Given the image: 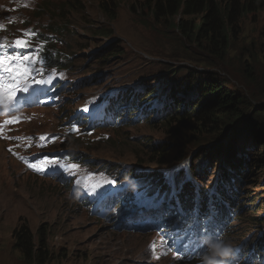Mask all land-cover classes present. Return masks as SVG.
I'll list each match as a JSON object with an SVG mask.
<instances>
[{
    "label": "rangeland",
    "instance_id": "374dc122",
    "mask_svg": "<svg viewBox=\"0 0 264 264\" xmlns=\"http://www.w3.org/2000/svg\"><path fill=\"white\" fill-rule=\"evenodd\" d=\"M42 1L0 0V32L13 26L18 30L11 31L15 37L21 30V25H13L19 16L26 21L28 29L43 33L42 40L50 53H54L55 48L51 44L53 37L48 26L56 29L66 26L72 32L67 37L68 32L61 29L55 35L63 40L59 41L58 49L73 54L68 62V66L73 67L69 68L68 73L52 70L43 81L33 79L34 83L30 85L43 87L55 77L67 75L60 79L64 83L55 93L40 95L37 101L48 96L65 98L63 91L73 90V87H67L76 78L91 80L82 84L84 88L76 93L78 95H73L76 100L83 96L82 99L67 108L55 110L48 103H40V107L34 109L37 101L25 103L27 95H22L20 111L5 117L6 125L0 127V138L12 137L33 150H40L38 143L41 141L53 151L64 150L73 156L80 155L85 159L82 161L92 168L109 166L126 169L127 179H131L128 171L148 177L152 176L151 173L159 177L156 171H166L164 184L156 185L172 187L152 188L155 199H168L164 191L183 188L177 179H193L197 174L206 186L214 188L212 184L219 180L221 166L228 167V162L219 153L218 157L217 148H211V145L220 142L219 145L226 147L234 138L232 130L251 115L263 117L264 9L257 11L254 7L253 11L240 15L244 7L236 6L234 17L228 19L229 41L225 48L219 43L213 47V39L216 38L212 39V32H208L206 38H203L204 34L197 36L195 26L202 14L200 17H186L190 20L187 24L190 28L188 34L175 27L174 18L177 17L153 13L155 6L152 0H68L80 4V13L69 11L70 17L68 11L65 12L67 21L74 23L69 26L61 21L62 16L55 15L57 18L54 19L47 15L35 18L36 5ZM51 1L58 3L67 0ZM222 1L227 3L231 0ZM100 2H105L111 13L115 14L113 21L100 9ZM17 7L21 10L10 11ZM102 30L107 34L101 35ZM118 50L120 52L117 54ZM3 59L6 67L5 73L0 76L3 81L0 88L12 86L8 72L13 71L11 77L17 78L26 69L39 68L31 57L14 61L11 56L5 55ZM210 75L224 80L226 87L242 99L237 106L246 115L229 123L227 116H233L223 112L220 115L222 120L213 129L208 126L197 131H192L177 120L168 123L175 110L181 107V110L189 111L194 99H199L198 87L191 94L189 92L190 79L192 81L194 77V83L203 85L202 77ZM67 79L70 80L65 81ZM137 80H141L140 83L131 86L130 83H137ZM128 86L135 89L134 96L140 94L148 99L154 93L149 95V91L157 90L159 86L168 97L167 86L172 89L176 107L164 119H146L143 123L126 124L120 129L110 130L111 140L107 142L92 138L99 134L96 132L82 138L81 126L95 112V104L91 102L98 93L97 89L110 96ZM28 91L26 89L24 92ZM13 96L12 92L4 94L8 100ZM26 105L30 108L23 110L22 107ZM152 117H155L154 113ZM255 123L258 127L254 129L257 131L244 129L236 140L238 156L244 157V164L251 170L242 174L246 197L241 202L243 209L236 214L239 220L233 234L239 240H245L248 233L264 230V129L261 119ZM19 135L24 137L20 138ZM164 143L167 150L164 157L158 159L159 156L153 155L150 150L153 145ZM202 147H206L203 152L200 150ZM60 157H64V154ZM62 162L66 166L63 173L66 176L73 174V178L82 186L88 187L94 183L112 192L117 187L113 175L89 169L85 163ZM130 187L126 184L112 199L127 195ZM252 203H256V207H252ZM22 225H27L35 235L40 226L49 230L48 247L52 257L41 264H183L171 259L162 260L156 252L153 253L156 248L147 246L152 235L114 232L106 224L98 222L72 202L64 186L48 178L26 173L7 153L0 140V264H36L17 245L15 229ZM224 251L227 252V249L224 248Z\"/></svg>",
    "mask_w": 264,
    "mask_h": 264
},
{
    "label": "clouds",
    "instance_id": "9594fccd",
    "mask_svg": "<svg viewBox=\"0 0 264 264\" xmlns=\"http://www.w3.org/2000/svg\"><path fill=\"white\" fill-rule=\"evenodd\" d=\"M70 57H72L70 55ZM72 58H70L71 61ZM73 66L70 65L69 68H72ZM90 78V77H89ZM82 79L83 83H87L90 81V79L86 78H78ZM141 80H137V83L135 81L133 83H130L131 86H135L138 83H140ZM82 83V84H83ZM72 84H70L71 86ZM86 86V85H85ZM160 87V86H159ZM152 89L153 96L155 98L161 99L163 98L164 94L160 90V88ZM84 87H82L80 90H82ZM132 87L128 86L126 88H122L118 91L113 92L110 96H107V94L103 93L102 91H98V93H95V98L91 102V104H95V112L94 114L87 120V122L81 126V133L84 134L82 138H85L87 136H91L93 133H99L96 137V140H102L103 142H107L111 139V134L109 133L110 130L114 129H119L122 128V126L126 124H134L137 122H145L149 120L147 117L144 119H134V118H129L119 126L112 128V129H99V123L103 122L104 118V113L106 114L108 112V107L111 105L113 102L112 99L116 98H128V92L129 91H134L135 89H130ZM79 89V88H78ZM75 92V91H74ZM73 93V92H72ZM132 97H134V94H132ZM135 99V97H134ZM139 100L135 99L133 101V107H138L140 105ZM87 105V104H85ZM126 108L121 109V111L125 110ZM117 110V109H116ZM115 110V111H116ZM158 118H160L158 116ZM157 118V119H158ZM147 119V120H146ZM156 118L154 120H157ZM153 120V121H154ZM20 138H23V135H19ZM109 139V140H108ZM4 143L5 150L7 153L17 162L19 163L24 171L28 173L29 175H33L39 178H48V176H45L46 173H42L40 169H47L49 172L53 171H58V176L57 179L52 180L55 181L62 186L66 188L68 191V194L74 204H76L78 207L83 208L86 213L90 216L95 217V219L98 222L106 224L112 231L114 232H128V233H136V234H142V235H152L151 240L148 242L147 246L152 245L153 247L156 248V252L158 256L162 259H171L174 262L178 263H183V264H264V246L262 245V242H264V230L253 232V233H248L247 238L245 240H239L238 238H234L233 234L236 231L237 228V223L239 220V217L236 216L238 212H240L243 208H238L242 202V199H245L240 194L239 187L243 184V179H241L238 175H235L231 177L234 182L233 184H230L227 186L226 189L222 190V194L218 193V188H217V182H215L213 185L214 188H217L216 192H211L213 188H210L208 186L207 188H201L199 185V182L197 180L198 177H195L193 179L191 178H182V179H177L179 180L183 188H177L176 190L173 191L175 198L179 195L180 198L183 199V203L186 202L187 199H189V202L186 204L188 205L189 213L193 214V203L199 204V200L195 198L196 195L200 196V191L201 189L205 192V195L203 194V205L205 207L207 206H213V204L210 202V198L207 197V194H212V193H218L220 198H222V202L219 203V207L215 206L214 211L211 213L210 217L211 219L216 220H221L220 222V230L218 232H214L213 234H207L204 235V238L206 240L205 245L203 246V251L204 252H198V253H191V254H186L188 253L186 250H183V246L178 242H174L172 240H169L166 237V240H160V236H157V234H150L146 233L143 231L141 228V223L144 220V215L145 209L141 208V213L133 216V214L129 215L127 218L123 219L120 218L118 215H112L111 213H106L105 215H102L100 211L98 210H92V207L94 206L95 203V195L98 192H106V194H111L113 192H118L122 188V183L125 181V172L126 169H121L119 167L115 168H110L109 166H97L96 168H92L90 165L85 163L82 160L83 159L80 155H75L73 156L67 151L61 150V151H53L51 148L43 145L41 141H39V146L40 150H32L30 147H26V155L32 157V163L35 164V169L30 168L26 162L21 158L18 160L17 156H15L11 150L8 148L9 146V141H6L4 139H0ZM32 150V151H31ZM64 154V157H60ZM63 160L66 161H71V162H76V163H85L89 169L92 170H99L101 172L107 173L109 175H113L115 178V182L117 183L116 189L112 192L111 189H103L99 188L97 185L90 186L89 188H86L84 186L82 187H77L74 186V183L71 185V183L68 181L69 176H73V174H70L69 176H66L63 173V169H65L66 166L63 165ZM89 161V160H87ZM26 167L30 168L27 169ZM160 175L159 177H154L152 175L151 177L148 176H140V175H135L134 173H131L128 171L127 174L129 176L133 177L131 179H144L146 180L147 184L154 187H164L166 189L167 187L172 185H167V186H162V185H156L158 184H164V179L166 178L165 174L166 171L159 170ZM118 173V178L119 181L117 180L115 174ZM163 175V177H162ZM49 179V178H48ZM51 180V179H50ZM240 182V186H239ZM228 183V182H227ZM125 188V187H123ZM130 193H138L141 192L137 187L132 186L130 187L129 190ZM185 196V197H183ZM241 196V198H240ZM114 200V199H113ZM122 204L119 202L117 204V207H121ZM186 207V206H185ZM191 207V209H190ZM200 207V206H199ZM180 209V208H179ZM185 209V208H184ZM195 211H200V208H196ZM125 213H131L130 209L126 208ZM173 213V214H172ZM178 211L170 209L167 211L164 215L168 216V224L169 226H179L181 224H188L189 219L186 218L185 216H177ZM196 220V219H195ZM210 220V219H207ZM131 222V226H134V229L128 228V223ZM195 228L198 230V235H200V224L202 220H197ZM115 227L118 228L115 229ZM170 227V228H171ZM177 238V237H176ZM181 237L180 239H182ZM178 239V241H180ZM186 238L183 239V241ZM192 239V236H191ZM190 239V240H191ZM227 249V252L224 251L223 249ZM186 254V255H185Z\"/></svg>",
    "mask_w": 264,
    "mask_h": 264
},
{
    "label": "trees",
    "instance_id": "16d2710c",
    "mask_svg": "<svg viewBox=\"0 0 264 264\" xmlns=\"http://www.w3.org/2000/svg\"><path fill=\"white\" fill-rule=\"evenodd\" d=\"M231 0L227 3H223L222 0H152L154 2V9L153 13L157 16L161 13H166V15H172L171 17L174 18V25L176 28H181L182 30L186 31L190 34V28H188V21L186 17L188 16H199L201 15V20L195 26V30L197 32V36L200 34H204L203 38H206L208 32H212V39H213V47H217L218 43L221 44L223 47H227L229 41V23L228 19L234 17V9L236 6H243L241 13L253 11L252 8L258 11L260 9H264V0ZM40 4V5H39ZM80 4L74 1H65V2H53L51 0H44L41 3L37 4V9L34 11L35 18H40L43 16H48L51 19L61 17V21H65L67 26L72 25L74 23H70L65 18L67 14L65 12L68 11V16H70V12H77L80 13L79 10ZM100 9L104 12L106 17L110 20L115 19V14H112L110 9L108 8L107 4L101 3L99 4ZM70 11V12H69ZM65 14V15H64ZM57 15V16H55ZM71 17V16H70ZM191 22H193L191 20ZM48 29L51 32L58 33L63 30L67 31V37L71 36V33L68 27L56 29L52 26H48ZM100 34L106 35L107 33L102 30ZM70 42V40H68ZM216 41V42H215ZM120 52L119 50L117 51ZM75 54V52H74ZM112 54V53H110ZM73 55V54H72ZM71 55V56H72ZM198 77V76H197ZM200 78V77H199ZM192 81L190 79L188 83L189 92H191L198 87L199 90V99H194L195 101L191 103L192 108L188 110H181L178 108L172 115L168 118L169 121L177 120L180 121L181 124L188 126L191 128L192 131L200 130L201 128L211 127L213 129L214 125H218V123L222 120L220 115H223V112H226V115L230 113L233 117L227 116V120L230 121L229 123L243 117L245 112L241 110L240 106H237V103L242 102V99L237 95L234 94L231 89L226 87L224 80L217 79L215 76L210 75L206 77H202V81L205 83L200 85V82L194 83V77H192ZM167 89H169L167 87ZM170 91L172 89H169ZM152 91V90H151ZM149 91V95L152 92ZM145 97L144 99H146ZM143 99V100H144ZM171 102V101H170ZM174 102V101H173ZM199 102V104H197ZM240 104V103H239ZM165 105V104H164ZM163 101L162 99L154 101L152 97V108L151 109H158V114L160 118L156 117V119H164L166 115L174 109L176 106L173 104L172 106H167V108L162 109ZM257 115V114H256ZM252 117H256L252 119ZM261 119L263 122V129H264V112L263 117H258L251 115V117L245 120L241 125L237 126L234 130H232V134L234 138L228 143L226 147L223 145H219L220 142L214 143L211 148H217L216 154L223 155L225 158L224 160L228 162V167L220 168V175L219 180L217 182V188L219 190H224L227 188L228 183L233 184V180L231 179L232 175H238L241 179L244 178L242 174L250 173V168L244 164V157L238 156L237 150V138L244 132V129H251L257 131L255 126V122ZM155 121V120H154ZM120 129V128H119ZM222 128H219V134L221 133ZM254 131V132H255ZM230 133V134H231ZM213 134V130H212ZM214 135V134H213ZM109 140V139H108ZM111 140V139H110ZM109 140V141H110ZM218 141V140H217ZM164 143L155 144L153 145L150 152L153 155H158V159L164 157L165 152L167 150V146ZM206 147H202L200 150L203 152V149ZM199 150V151H200ZM207 152V150H205ZM204 151V152H205ZM216 156V155H215ZM219 157V156H218ZM262 160V159H260ZM218 171V170H217ZM159 172V171H156ZM132 173V172H131ZM137 175V173H134ZM154 175V173H151ZM158 174V173H157ZM144 176V175H143ZM197 180L201 188H207L206 184L202 181L199 175H196ZM133 178V177H130ZM228 182V183H227ZM244 182L239 187L240 194L243 197H246V192L244 191ZM264 204V201H263ZM252 207H256V203L251 204ZM243 205H240L238 208H242ZM15 235L17 236V245L19 248L28 255L32 261L36 264L47 263L52 255L49 251L48 247V238H49V230L43 226H40L38 229L37 234L35 235L27 225L18 226L15 229Z\"/></svg>",
    "mask_w": 264,
    "mask_h": 264
},
{
    "label": "bare ground",
    "instance_id": "6f19581e",
    "mask_svg": "<svg viewBox=\"0 0 264 264\" xmlns=\"http://www.w3.org/2000/svg\"><path fill=\"white\" fill-rule=\"evenodd\" d=\"M53 54V53H52ZM72 55V54H71ZM90 80H91V78H90ZM166 88H167V86H166ZM143 95H137V96H135V99H137V100H139V101H143V99L145 98V97H142ZM169 97V98H168ZM168 97L164 94V96H163V98H161L162 99V101H163V103L165 104H163L164 106L162 107V109H165V108H167V106H172L173 105V101L174 102H176V100L175 99H173V97H172V90L170 91L169 89H168ZM169 99H170V101H169ZM144 100H146V102H149V104H147V108H145V109H150V108H148L149 106H150V103L152 102L151 100L149 101V99L148 98H146V99H144ZM159 109V108H158ZM158 109H151L150 110V112L148 113V115H147V118L149 119V121H153L156 117H158L159 115L158 114H160V113H158L157 111H158ZM147 111V110H146ZM153 113H154V115H155V117H152V115H153ZM71 119H72V117H71ZM188 225H190V223H188L187 225H185V226H182V225H179V226H175V227H172L171 229L172 230H175L174 232H172L171 234L168 232V233H166V235L167 236H171L172 234H174V233H176L177 232V234H181V235H188L189 233H191L192 232V230H193V228L191 227V229H189V230H187V227H188ZM170 229V230H171ZM175 235V234H174ZM262 245L264 246V242H262ZM147 250V249H146ZM154 253V252H153ZM147 254V253H146Z\"/></svg>",
    "mask_w": 264,
    "mask_h": 264
}]
</instances>
